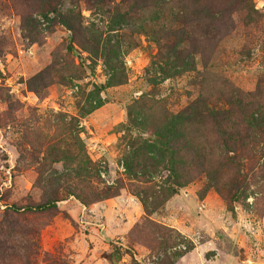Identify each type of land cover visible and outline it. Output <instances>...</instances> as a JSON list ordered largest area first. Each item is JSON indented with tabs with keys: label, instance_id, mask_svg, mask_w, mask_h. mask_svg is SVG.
<instances>
[{
	"label": "rangeland",
	"instance_id": "374dc122",
	"mask_svg": "<svg viewBox=\"0 0 264 264\" xmlns=\"http://www.w3.org/2000/svg\"><path fill=\"white\" fill-rule=\"evenodd\" d=\"M0 264H264V0H0Z\"/></svg>",
	"mask_w": 264,
	"mask_h": 264
},
{
	"label": "trees",
	"instance_id": "16d2710c",
	"mask_svg": "<svg viewBox=\"0 0 264 264\" xmlns=\"http://www.w3.org/2000/svg\"><path fill=\"white\" fill-rule=\"evenodd\" d=\"M166 149H167V148H166ZM169 152H170V151H169ZM170 154H171V153H170ZM55 203H56V201H50V202H47V203L44 204V205H40V206L34 207V208H32V209H43V208L52 207V206L55 205ZM11 209L16 210V208H14V207H11Z\"/></svg>",
	"mask_w": 264,
	"mask_h": 264
}]
</instances>
